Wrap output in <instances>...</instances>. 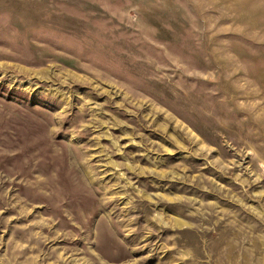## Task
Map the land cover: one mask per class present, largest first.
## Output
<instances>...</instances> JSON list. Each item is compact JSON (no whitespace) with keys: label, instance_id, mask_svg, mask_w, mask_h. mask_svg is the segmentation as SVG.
I'll use <instances>...</instances> for the list:
<instances>
[{"label":"rangeland","instance_id":"1","mask_svg":"<svg viewBox=\"0 0 264 264\" xmlns=\"http://www.w3.org/2000/svg\"><path fill=\"white\" fill-rule=\"evenodd\" d=\"M0 264H264V0H0Z\"/></svg>","mask_w":264,"mask_h":264}]
</instances>
